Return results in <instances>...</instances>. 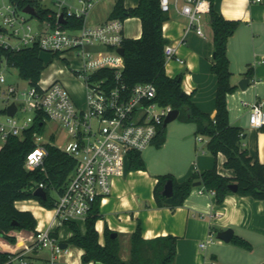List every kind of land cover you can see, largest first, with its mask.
<instances>
[{"label": "built area", "instance_id": "built-area-1", "mask_svg": "<svg viewBox=\"0 0 264 264\" xmlns=\"http://www.w3.org/2000/svg\"><path fill=\"white\" fill-rule=\"evenodd\" d=\"M0 49L20 52L37 47L52 54L54 61L66 63L64 69L55 70L47 79L34 83L24 80L28 88L8 82L7 70L14 68L6 58H0V151L10 138L23 139L25 133L37 123L46 129L47 123H58L68 134L64 148L56 147L43 135L35 134L36 148L26 161L29 171L44 170L48 156L47 147L54 146L73 158L77 165L69 176L63 192L58 195L52 217L42 227L41 221L29 245L13 249L3 264H60L65 253L64 243L57 227L66 222L84 223L96 203H101L112 191L113 178L120 176L132 153L147 150L172 113L171 106L156 102L157 88L153 83L129 87L123 80L124 57L118 50L126 40L125 21L114 19L100 25H90L88 17L94 4L100 0H29L35 6L37 17L21 10L15 0H1ZM161 10L169 14L176 9L189 20V29L202 35L201 18L210 14L211 0H159ZM52 4L56 10L47 8ZM28 7V6H27ZM39 9L49 11L46 20L39 18ZM19 13L29 15L39 22L33 28ZM63 15L84 18L81 29H65L60 22ZM176 54L174 45L165 49L166 62ZM6 68L2 70V64ZM11 67V68H10ZM68 74L81 81L84 87V104H78L67 84L60 78ZM111 74V75H109ZM43 75V74H42ZM19 85V84H18ZM249 106V122L252 129L264 128V98ZM15 106L12 116L9 109ZM31 114V115H28ZM199 141L204 137L199 136ZM127 162V161H126ZM45 189L40 184L35 189ZM200 189V193H204ZM215 195L214 191H210ZM206 247L205 243L201 248Z\"/></svg>", "mask_w": 264, "mask_h": 264}, {"label": "crops", "instance_id": "crops-1", "mask_svg": "<svg viewBox=\"0 0 264 264\" xmlns=\"http://www.w3.org/2000/svg\"><path fill=\"white\" fill-rule=\"evenodd\" d=\"M125 2L127 8H136L140 0ZM114 6L115 0L97 1L90 12L88 23H105ZM214 8L226 20L240 22L228 43L233 84L238 88L235 94L228 97L230 122L245 130L244 149L264 165V131L250 127V107L244 106V102L241 103L243 108L238 110L232 106L236 99L249 95V91H242L238 84L248 78L246 73L250 68L254 71L250 87L264 88V0H215ZM168 16L169 19L163 25V35L169 45H174L176 54L166 64V74L170 78L183 75V91L192 95L194 104L215 120L218 79L211 71L214 43L209 16L201 18L202 35L195 29H189V20L176 9H172ZM124 35L126 39H140L141 20L127 19ZM263 98L258 94L252 103H245L251 105ZM198 137L196 125L177 120L170 129L167 128L164 145L148 151L146 170H130L128 162L125 164L122 175L113 178L110 195L100 203L103 218L96 223V230L101 245L105 244L107 227L118 234L121 258L129 262L132 257V235L140 222L142 236L146 241L167 236L177 238L175 264H264V201L230 193L224 203L218 205L216 196L201 186L192 191L184 206L174 211L169 207L157 206L154 190L160 176L170 174L178 182H185L195 173L203 174L217 168L223 177H235V172L225 167L226 156L222 153L217 156L211 154L207 150L208 139L199 141ZM200 189H204V193L201 194ZM17 208L31 212L37 221H41L42 227L52 217L36 201L19 202ZM77 224L85 234L86 222ZM57 229L64 243H68L74 236L69 227ZM228 229L234 232V237L250 243L252 250L247 251L232 242L219 240L218 233ZM203 243L206 245L204 249L201 248ZM74 248L75 251L68 248L60 264H103L85 263L84 251Z\"/></svg>", "mask_w": 264, "mask_h": 264}, {"label": "trees", "instance_id": "trees-1", "mask_svg": "<svg viewBox=\"0 0 264 264\" xmlns=\"http://www.w3.org/2000/svg\"><path fill=\"white\" fill-rule=\"evenodd\" d=\"M21 10L27 6H35L29 0H15ZM215 0H211L209 21L213 30V63L211 71L217 76L218 89L216 97L217 117L213 120L202 112L193 102L192 95L182 89L183 75L170 78L166 74L165 49L169 41L164 38L163 25L169 19L167 13L161 10L159 0H140L136 8H127L125 0H115V6L109 20L119 19L126 21L129 18H139L142 22V36L138 40L126 39L122 48L125 50L123 80L129 87L137 84L153 83L157 88L156 102L163 106H171L180 111L178 121L196 125V136L208 139L207 150L217 156L222 153L226 156L225 167L235 172V177L227 178L219 174L217 168L195 173L185 182H178L173 175L158 177L154 190L157 206L169 207L176 210L184 206L186 200L195 190L194 184L200 182L207 191H214L217 204L222 205L226 197L232 193L230 185H238L236 193L242 197H251L264 201V165L257 158H252L247 149H244L245 130L233 126L230 122L228 97L237 91L233 84V73L230 70L228 58V43L240 26V22L228 21L218 14L214 8ZM39 18L46 20L49 11L39 9ZM84 18H69L64 25L65 29H81ZM40 50L37 47L23 49L20 52H11L0 49V58H6L11 66L19 70L24 80L34 83L41 79L42 74L50 66H46L40 59ZM111 75V74H109ZM254 71L250 68L246 77L253 79ZM261 130L264 131V128ZM45 133L40 124L34 125L25 133L23 139L10 138L0 151V243L6 244V250L0 246V264L8 258L7 249H16L18 239L15 232L25 236H34L38 221L29 211L17 208L19 202L36 201L41 207L51 211L55 199L51 194L60 195L74 171L77 162L54 146H48V156L45 159L44 170H27L28 155L36 148L34 135ZM167 127L162 125L153 143L161 148L166 141ZM54 140V139H53ZM130 170H146L142 153H132L129 158ZM172 182L174 194L171 198L163 196L167 183ZM40 184L45 185L47 201L34 197L35 189ZM100 203H96L86 220V232L83 234L77 223L66 222L74 236L68 243L84 251L85 263L95 262L103 264H175L177 256V238L173 236L161 237L146 241L142 236V225L138 222L132 235L131 260L125 262L120 255V241L113 239V234L105 229V244H100L96 223L102 219ZM232 244L251 251L252 246L247 241L234 237ZM215 259V257H214Z\"/></svg>", "mask_w": 264, "mask_h": 264}, {"label": "rangeland", "instance_id": "rangeland-1", "mask_svg": "<svg viewBox=\"0 0 264 264\" xmlns=\"http://www.w3.org/2000/svg\"><path fill=\"white\" fill-rule=\"evenodd\" d=\"M72 3L74 5H76L77 0H74ZM2 5H3V2L0 0V8L2 7ZM45 6L47 8H51L52 10H56V8L50 3H47ZM19 14L21 17H24L26 20H28L29 24L33 28H37L39 26V22L36 19L31 18L29 15H26L23 13H19ZM64 66H66V63H63L62 61H54L46 69V71H44L42 78L47 79L55 70L64 69L65 68ZM5 68H6V64L4 63V64H2V70H4ZM7 78H8L9 83H11L15 86H19L21 88V90H23V91H25L28 88V83L20 78L19 70L15 67L7 70ZM60 78L67 84V86L69 87V89L71 90L73 95L75 96V98H74L75 101H77L80 105H83L84 104L83 83L81 81H77V80L71 78L68 74L61 75ZM248 91H249V95L242 96L239 99H236L232 103L233 108H235L237 110L239 108H243L241 106L242 102L252 103L253 100L256 99V95H258V94H259V96L264 97V88H262V87L261 88L258 87V89H255V87L252 86L248 89ZM234 114H237V112H235ZM28 115H31V114H28ZM175 122H177V121H175ZM248 123H249V114H248ZM172 124H174V122L169 124L167 126V128L170 129ZM53 133H54V140L53 139L50 140V136ZM43 137L47 141L50 140V143H52L54 146L60 147V148H64L66 146L67 141H68V134H67L66 130L64 128H62L61 125H59L58 123H47ZM152 149L156 150V146H151L147 150L142 152V157L144 159V162L146 159H148V151L152 150ZM128 160L129 159H127V160L125 159L126 164H127L126 161H128ZM51 197L54 198L55 200L57 199V195H55L54 193L51 194ZM51 215H52L51 211L48 210V216H51ZM15 235H17V239H18L16 250L26 248L32 240L31 237H27V236H25V235H23L17 231L15 232ZM215 242H218V240L215 239ZM18 245H20V247H18ZM0 246H1V248L5 249L7 245L0 243ZM7 250L10 251L12 249H7ZM69 250L75 251V248L72 245H69ZM62 264H64V263H62Z\"/></svg>", "mask_w": 264, "mask_h": 264}, {"label": "water", "instance_id": "water-1", "mask_svg": "<svg viewBox=\"0 0 264 264\" xmlns=\"http://www.w3.org/2000/svg\"><path fill=\"white\" fill-rule=\"evenodd\" d=\"M24 13L29 14L32 17H37V13H36L35 9L33 7H31V6L26 7L24 9ZM60 22L62 24H66L67 23L66 20H64L63 15L60 18ZM118 53L122 57H125V50L123 48L119 49ZM52 58H53L52 54H47V53H44V52H41L40 56H39V59L46 66H48L50 64ZM250 84H251V80L249 78H244V79H242L239 82L238 86H239V88L242 91H247L248 88L250 87ZM15 112H16V108H15V106H12L9 109V114L13 116L15 114ZM179 116H180V111H178V110L172 111V113L165 120L164 127H167L169 124L177 121ZM245 138H246V136H244V139ZM201 186H202V184L200 182L194 184L195 188H198V187H201ZM230 190H231L232 193H237L238 192V185H236V184L230 185ZM173 194H174V186H173L172 182H169V183L166 184V186L164 188L163 196L166 197V198H171L173 196ZM33 195H34V197L39 198V199H41L43 201H47V199H48L47 193L43 189H37L34 192ZM111 237L113 239H116V238H118V234L113 232ZM217 237H218L219 240H222L225 243H231L233 238H234V232L231 229H228L226 231H222V232L218 233ZM61 248L64 249V250H67L69 248V244L68 243H62L61 244Z\"/></svg>", "mask_w": 264, "mask_h": 264}]
</instances>
